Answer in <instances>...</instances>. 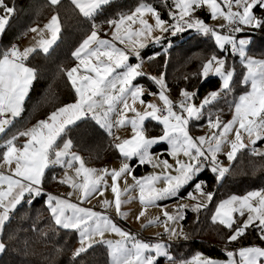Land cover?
<instances>
[{
  "label": "snow or ice",
  "instance_id": "1",
  "mask_svg": "<svg viewBox=\"0 0 264 264\" xmlns=\"http://www.w3.org/2000/svg\"><path fill=\"white\" fill-rule=\"evenodd\" d=\"M49 3L59 6L61 0H49ZM71 3L83 17L92 21L90 34L71 54L77 63L66 70L76 99L57 108L32 128L19 131L0 144V148L4 149L0 169L7 166L6 170H0V233L4 232L6 222L17 206L44 196L54 224L78 233L79 247L72 253L73 261L94 245L105 244L110 249L111 264H159L161 258L167 264H264V246H261L264 245V188L248 191L244 195L233 194L221 200L211 216L213 222L230 230V235L226 237L229 243L238 242L249 229H255L260 244L241 246L238 251L226 249V260L203 253H197L190 259H177L170 251L171 242L189 239L181 223L186 219L185 209L190 207L192 212L199 213L213 201L215 193L205 191L207 182L200 180L199 176L207 169L219 183L230 172V168L223 166L218 159V153L225 145H230V150L224 153L229 161L235 160L237 153L244 149L264 158V149L256 146L257 142L264 141V58L249 55L253 42L250 34L238 35L246 30L250 33L264 32V0H172V6L167 11L168 19L162 18L153 4L139 3L133 10L104 22L112 30L111 38H102L101 25L95 23L96 15L110 0H71ZM205 9L212 20L222 18L224 23L218 26L207 23L198 14ZM15 11L14 4L0 0V36L6 32ZM149 16L154 23L149 22ZM188 30H194L203 37H212L218 49L225 53L224 57L212 53L203 62L199 73L202 79L210 75L219 77L222 81L220 89L209 92L198 105L194 99L197 91L181 89L177 105L167 94L168 85L164 73H161L159 77L152 76L150 79L159 87L158 98L162 105L146 102L142 99L144 87L134 84L138 77L146 75L142 70L141 51L150 43L162 44L168 36L175 37ZM29 31L38 37H34L33 46L21 50L12 45L0 53V134H4L14 118L23 112L24 101L36 79V69L28 66L26 61L37 50L48 53L56 43L61 31L59 14L52 15L42 28L37 26ZM169 47L171 41L164 48L165 54ZM228 52L238 56L246 70L241 84L248 90L228 102L233 114L225 122L222 110L213 111L208 106L217 101L222 93L232 92L236 68L234 64H228ZM158 55L159 52L153 53L148 59H155ZM130 57L138 62L129 63ZM137 102L144 106L143 110L137 109ZM87 119L95 121L110 135H114V128L130 125L131 136L123 139L115 137L113 147L126 161L138 158V166H162L164 171L136 177L134 167L127 162L118 169L86 166L84 159L73 150V140L68 133L71 126ZM149 119L163 126L161 135H146L145 121ZM201 120L204 123L199 127L207 125L213 131L210 135L193 137L189 133V124ZM230 135H233L232 139H229ZM20 137L27 140L18 146ZM161 143H166L168 148L165 151L177 158L175 165L167 159L160 160L159 155L152 153L153 146ZM181 153L186 160L178 158ZM56 166L74 169V176L65 171L64 178L59 182L70 185L78 193L80 203L90 201L96 193L103 195V191L110 187L114 199H105L103 205L105 208L114 206L117 214L124 218L128 214L121 211V205L127 201L122 197L137 188L145 210L148 206H159L158 201L178 197L181 189L194 181L193 191L199 193V197L189 191L188 197L196 202L178 205L174 212L164 205L163 218L149 221V224H162L164 231L157 234L155 242H146L121 228L107 214L45 192L42 184L46 170ZM127 176L132 177L133 184L127 185ZM107 177L111 178V184ZM53 178L56 179L55 176ZM121 178L126 184L123 190L119 186ZM161 181L164 186L157 187ZM68 195L71 197L73 193ZM145 210L140 211L138 220L145 215ZM234 214L244 219L238 221ZM33 228L35 230V226ZM106 232L115 233L119 238L106 239ZM160 235L167 236L168 241L159 239ZM7 246L4 240H0V253H4ZM62 251L56 249L58 255Z\"/></svg>",
  "mask_w": 264,
  "mask_h": 264
},
{
  "label": "trees",
  "instance_id": "2",
  "mask_svg": "<svg viewBox=\"0 0 264 264\" xmlns=\"http://www.w3.org/2000/svg\"><path fill=\"white\" fill-rule=\"evenodd\" d=\"M6 2L10 5L14 4L16 11L6 32L0 38V53L23 40L31 32L30 28L43 24L57 13L61 31L58 40L48 53L37 50L26 61L28 66L36 69V79L24 101L23 112L19 117L14 118L5 133L0 135V144L13 134L23 131L32 123L47 117L57 108L76 99L74 89L66 77V70L75 64L76 61L71 54L90 34L92 25V21L83 17L71 0H61L59 6H51L49 0H6ZM142 2L153 4L161 12L162 18L168 19L166 8L169 2L164 0H111L103 7L101 13L96 15L95 23L102 24L118 14L129 12ZM186 33L168 48L166 54L163 44L151 43L141 51V55L148 60L152 71L165 73L166 83L171 93L180 94L181 89H187L197 91L195 97L197 98L221 83L219 77H210L205 80L201 78L199 73L203 62L212 53H225L218 49L211 37H203L191 31ZM248 33L253 41L249 47V54L264 58V32ZM157 52L160 55L155 59H148ZM229 62L236 68L232 92L222 94L217 101L208 106L213 111L222 110L223 120L228 119L232 113L228 102L247 90V86L241 84L244 67L237 58ZM136 82L145 85L152 93L158 91V86L148 75L138 77ZM145 95L150 96L149 93ZM203 123V120L190 122V132L194 135L200 134L205 126L199 127V125ZM145 131L150 135H159L163 128L160 123L149 119L145 121ZM68 136L73 140V150L81 153L89 164L102 166L123 158L113 147L116 142L114 135H110L92 119L78 121L71 126ZM22 140L23 138L20 137L17 142L22 143ZM167 148L166 143H161L153 146L151 150L164 158H169L168 152L165 151ZM3 151L4 149L0 148V157ZM1 162L2 158H0ZM130 164L134 167V174L137 176L148 172L151 168L148 164L138 166L137 158L130 160ZM229 168L230 172L219 183L216 182L214 174L207 169L199 176L200 180L207 182L205 191H212L215 195L208 207L199 213L192 212L190 207L185 209L186 219L182 221V225L189 239L171 242L170 251L177 259H183L196 250L211 256H222L225 254L224 247L237 248L261 243L255 229H249L238 242L229 243L226 237L230 235V230L211 220L217 204L225 197L264 188V158L254 156L248 149H244L237 153L236 159L232 161ZM62 171L63 167L60 166L46 170L42 184L45 191L57 193L68 187L59 182L58 175ZM54 176L56 179L53 178ZM194 183L195 181L181 189L179 196H187V193L193 190ZM25 199L27 200L28 197ZM45 199L46 197L41 196L32 203L22 202L14 210L2 233V240L8 246L0 255V264H110L108 248L105 244L94 245L73 261L71 257L79 242L78 233L54 224L50 211L45 206ZM56 249L63 251L58 255Z\"/></svg>",
  "mask_w": 264,
  "mask_h": 264
},
{
  "label": "rangeland",
  "instance_id": "3",
  "mask_svg": "<svg viewBox=\"0 0 264 264\" xmlns=\"http://www.w3.org/2000/svg\"><path fill=\"white\" fill-rule=\"evenodd\" d=\"M164 1L169 2L167 4V8H166V10L168 11V9L172 6V0H164ZM198 14L202 18H204L207 23L212 24L214 26H218L219 24L224 23V21H223L222 18H218L217 20H212L210 18V16L207 14L206 9L205 10H200ZM104 24L105 23H102L101 24V28L103 30H108L109 27L106 28L104 26ZM188 31H191L193 33H198V32H196L194 30H188ZM186 32H184V33H186ZM184 33H179L175 37L168 36L169 39H167L164 43H162L164 45V48L167 45V42L168 41H171V46H172L177 41L178 38H181L183 36ZM102 34L104 36H108V38H111V35H109V34H104L103 32H102ZM155 34H158V33H154V35ZM238 35H245L246 36V35H249V33L246 30L245 33L238 34ZM29 36L30 37H29L27 43H24V41L22 40L21 43H19L16 46L18 48H20L21 50H23L24 48L30 47L31 45H29L30 43H28V42L34 43V37H37V34L36 33H33V34H30ZM0 38H1V36H0ZM226 47H228V46H226ZM216 55L218 57H224L225 56V54H216ZM253 57L259 58V57H256V56H253ZM142 58H143L142 70L146 73V75H148L149 77H152V76L159 77L161 73H164L163 71H152L149 68L148 60L146 58H144V57H142ZM236 58L240 61V59H239L238 56H233L230 52L227 53V61H228V64H231L229 61H231V60L234 61ZM137 62H138L137 59L134 62H132L131 59L129 60V63L135 64ZM228 64H226V67L228 66ZM245 71L246 70L244 69V72ZM210 77H217V76L210 75L208 78H210ZM164 78H165V73H164ZM165 81H166V79H165ZM221 83H222V81H221ZM221 83H220V85L218 87H216V88H214V89L206 92L202 96L197 97V98H194L195 99V103L198 105L201 102V100L204 98V96L207 95L209 92L214 91V90H219L220 87H221ZM134 84H139V82L134 81ZM144 89H145V94L146 93H152V92L148 91L146 88H144ZM247 90H248V87H247ZM189 91H192V90H189ZM158 92H159V87H158V91L157 92H154V93H157L156 96L150 95L149 97H147L144 94V96L142 97V99H144L146 102H155L158 105H162V102L158 98ZM167 94L170 96V98L174 102H177V105H178V101L181 99L180 94H173L170 91ZM241 94H243V93H241ZM136 107H137L138 110H143V107L144 106L143 105H140L139 102H137ZM232 114H233V111L230 114L229 118L226 119V120H224V121L226 122L227 120L231 119ZM129 115H131V113H129ZM162 128H163V126H162ZM211 131H213V130H210L207 125H205L204 130L200 134H198V135L192 134V132H190V129H189V133L193 137H198L200 135H210L211 134ZM215 131H218V130H215ZM113 133H114V138L115 137H120L121 139L128 138L132 134L131 126L130 125H126L124 127L114 128L113 129ZM161 134H159V135H161ZM146 135L149 136V137L159 136V135H150L147 132H146ZM232 138H233V135H230L229 136V139H232ZM256 146L264 149V141H261ZM229 150H230V145H225L224 148H223V151L221 153H218V159L222 162L223 166H225V167H229L231 165V163H232V161H229L227 159L226 155L224 154L225 152H227ZM152 153L154 155H159V159L160 160L167 159L170 164L175 165V161H176L177 158L171 157L170 155H169V158H164L159 153H156V152H152ZM78 154L83 158V156H82L81 153H78ZM178 158L179 159H182V160H186V158L183 156L182 153L180 154V156ZM125 162H127V163L130 164V161H126V160L123 159V160H120V161H117V162H112L110 164H105V165L108 166L109 169H112V168H117L118 169ZM85 164L88 167L104 168L103 165L102 166H95V165H90V164H87V163H85ZM150 167L151 168H150V170L148 172H146V173H144L143 175H140V176H136V175L135 176L136 177H141V176H145V175H148V174H151V173L160 174V173H162L164 171V169H163L162 166H160V167H153L152 165H150ZM65 171H67L68 175H72V176L75 175L74 169H65V168H63V172L61 173V176H60L61 179L64 178ZM172 174L174 175L175 172H172ZM107 179H108L109 184H111V178L110 177H107ZM126 180H127V185H131V184L134 183V181L132 180V177L131 176H127ZM119 186H120V188L122 190L126 187L125 179L124 178H121V180L119 182ZM163 186H164V182L163 181H161L160 183L157 184V187H163ZM70 192L73 193V195L71 197H69V195H68ZM54 195H56V194H54ZM193 195L199 197V193H197L195 191H193ZM60 196H62V198H66V199L76 200L75 203H80L79 200H78V193H76L71 188V186H70V189L66 192V194H64V195L63 194H60ZM178 198H182L183 199V202L182 203H177V199ZM105 199H108V200H113L114 199V194L111 192L110 187L108 189H106V190L103 191V195H100L99 193H96V194L93 195V197L90 198V201H84V202L80 203V206L81 207H89V208H92L93 211L107 214L121 228L129 231L131 234L137 236V238L142 239V240H144L146 242H150V241L155 242V240L157 238V234H161L164 231V227H163L162 224H149V221L155 219L156 217H161V219L163 218L162 217V207L164 205H167V208H168V210L170 212H174L176 210V208L178 207V205H181V204L192 205V204H194L196 202V201H193L191 198H189L188 195L187 196H179L176 199H174V197H173V198H169V199H166V200L158 201L157 202V205H159V206H148L146 208V210H145L144 204L139 200V190L137 188L135 190H131L130 192L125 193L124 196L122 197L123 200L127 201L126 203H123L121 205V211L122 212H126L128 214L127 215V218H124V217H121L120 215L117 214L114 206L105 208L104 205H103V201ZM141 210H145V215L138 220L137 219V216L139 215V213H140ZM111 215L114 216L115 218L112 217ZM105 238L106 239L115 240V239H118L119 237L115 233L106 232L105 233ZM159 239L164 240V241H168V237L165 236V235H160L159 236ZM180 240H183V239H179L177 241H180ZM173 242H175V241H173ZM251 245H257V243L250 244V245H243V246H251ZM261 246H264V245H261ZM77 247H79V242L75 246V249ZM239 247H241V246H239ZM239 247H237V248L224 247L223 250H224L225 254L222 255V256H211V255H208V254H206L205 252H203L201 250H196L195 252H193L192 254L188 255L187 257H185L183 259H190L191 257H193L194 255H196L197 253H203L205 256H208V257L216 258L218 260H226L228 258H227V255H226V251L225 250L227 249V250H231V251H238ZM107 248H108L109 259H110L109 262L111 264L110 249H109L108 246H107ZM237 259H238V256H237ZM159 264H167V262H166V260L164 258H161L159 260Z\"/></svg>",
  "mask_w": 264,
  "mask_h": 264
},
{
  "label": "crops",
  "instance_id": "4",
  "mask_svg": "<svg viewBox=\"0 0 264 264\" xmlns=\"http://www.w3.org/2000/svg\"><path fill=\"white\" fill-rule=\"evenodd\" d=\"M111 1V0H110ZM142 3H148V2H142ZM138 6V5H137ZM55 15V14H54ZM52 17V16H51ZM51 17L50 18H48L43 24H39V25H36V26H34V27H43L45 24H47L48 23V21L51 19ZM148 19H149V22L150 23H154V19L152 18V17H148ZM99 25H101V24H99ZM101 31L104 33V34H109V35H111L112 34V30L111 29H108V30H103L102 28H101ZM102 32H100V35H101V37L102 38H108V36H104L103 34H102ZM30 34H33V32H30L24 39H23V41H24V43H27V41H28V39H29V35ZM46 37H47V34H46ZM38 38V37H37ZM58 38H59V36H58ZM58 40V39H57ZM22 41V40H21ZM21 41L19 42V43H21ZM19 43H17V44H15V45H18ZM28 43H30L29 45H31V46H33V44L34 43H32V42H28ZM151 44V43H150ZM26 47V46H25ZM142 56V55H141ZM132 58H134V57H131L130 59H131V61L132 62H134L135 60H136V58H134L133 60H132ZM77 62H75V64H76ZM75 64L73 65V66H75ZM73 66H71V67H73ZM139 85H142L144 88H146L147 90H148V88L145 86V85H143V84H141V83H139ZM75 101V100H74ZM74 101H72V102H74ZM71 102V103H72ZM51 114V113H50ZM49 114V115H50ZM48 115V116H49ZM48 116L47 117H45V118H43V119H41V120H45V119H47L48 118ZM41 120H39V121H41ZM38 123V121H36L35 123H32L31 125H29L28 127H26L24 130H26V129H29V128H32L33 126H35L36 124ZM1 135V134H0ZM23 138V140H22V143H18L17 142V144H18V146L19 145H22L24 142H26V140H27V138L26 137H22ZM245 142L247 143L248 141H247V138L245 137ZM260 142H257V144H259ZM75 152H77V151H75ZM79 153V152H78ZM83 156V155H82ZM83 159H84V156H83ZM124 158H121L120 160H123ZM120 160H118V161H120ZM84 161H85V159H84ZM114 162H117V161H114ZM1 163H3V161L1 162ZM85 163H87L86 161H85ZM112 163V162H111ZM87 164H89V163H87ZM90 165H93V164H90ZM131 165V164H130ZM104 166V168L105 167H107L108 168V166H106V165H103ZM132 166V165H131ZM13 167H14V165H13ZM7 169V166L5 165L4 166V169H0V170H6ZM63 172V171H62ZM62 172H60L59 173V175H58V177H59V180L61 179L60 178V176H61V173ZM135 175V174H134ZM143 175V174H142ZM137 176V175H136ZM68 187H66L65 189H62L60 192H51L52 194H56V195H60V194H66V192L70 189V186L69 185H67ZM44 190V189H43ZM67 190V191H66ZM255 190H258V189H255ZM45 191V190H44ZM45 192H47V191H45ZM231 195H233V194H231ZM231 195H229V196H231ZM236 195H244V194H236ZM229 196H227V197H225L224 199H226V198H228ZM26 198H27V196H26ZM75 201L76 200H71V202H73V203H75ZM18 207V206H17ZM11 215H12V213H11ZM247 215V214H246ZM246 215H245V218H246ZM112 216V215H111ZM234 216L236 217V219L238 220V221H242L244 218H240L239 216H238V214H234ZM112 217H114V216H112ZM10 218H11V216H10ZM115 218V217H114ZM10 220V219H9ZM7 223V222H6ZM0 240H2V233H0ZM0 255H1V253H0Z\"/></svg>",
  "mask_w": 264,
  "mask_h": 264
},
{
  "label": "built area",
  "instance_id": "5",
  "mask_svg": "<svg viewBox=\"0 0 264 264\" xmlns=\"http://www.w3.org/2000/svg\"><path fill=\"white\" fill-rule=\"evenodd\" d=\"M117 16H115L114 18H116ZM104 26L106 27V28H108V25L105 23L104 24ZM167 39H169V37L167 38ZM183 202V199L182 198H178L177 199V203H182ZM150 242H152V241H150Z\"/></svg>",
  "mask_w": 264,
  "mask_h": 264
}]
</instances>
